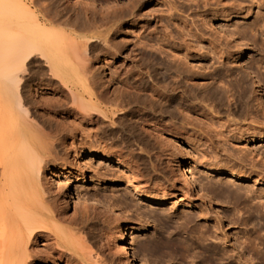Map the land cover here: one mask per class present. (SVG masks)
Returning <instances> with one entry per match:
<instances>
[{
	"label": "bare ground",
	"instance_id": "1",
	"mask_svg": "<svg viewBox=\"0 0 264 264\" xmlns=\"http://www.w3.org/2000/svg\"><path fill=\"white\" fill-rule=\"evenodd\" d=\"M48 1L49 3L47 0H0V264H72L73 260H76L78 264H86L90 259V254L87 252V240H85V238L89 239L90 235L85 234V237L82 233L85 232L84 224L88 222V219L76 223L78 221H75L74 216L66 215L68 197L73 204L77 199L80 203L77 204L81 205L83 210L92 211L94 215H102L108 219L113 213L117 215L119 210L115 209V204H107L104 202L105 200L88 198L84 194L77 193L78 191L72 193L69 182L55 180L54 177L63 174L65 170L54 168L56 162L68 163L66 160L68 158L65 156L73 149H75V155L90 149L93 153L90 154L100 159L116 162L123 167L128 165L130 171H135L140 176L135 178L133 175L135 173L126 175L130 177L131 181L136 182L134 190L139 198L154 207L168 206L172 199H177L180 202L178 205L191 207L194 204L190 202L191 196L198 193V182L194 177V163L182 149L179 154L184 156L185 166L183 170L180 169L168 149L171 151L175 149L173 140L184 142L191 136L189 133L195 125L193 115L198 111L197 108L207 107L208 113L213 117L218 116L223 110L222 113H225L227 117L235 119V122L227 120L228 124L232 121L236 127H239L238 132L234 131L238 134L234 133L232 136L235 140L264 139V123L257 122L259 119L249 118V111H252L255 116L260 113L263 115L264 107L259 99L255 100V105L250 104V97H248L240 76L227 75L225 68L220 66L207 75L206 79L210 81L208 86H199L197 84L199 76L191 70L194 69V66H188V56L180 55V53L165 47L159 46L156 51L164 59L172 58L176 65L175 69H164L165 71L162 72V69L149 65L147 66L148 70L136 72L131 78H127L121 83L122 89L112 98H105L103 92L99 90L94 73L90 70V59L81 56L75 48L78 42L82 45L80 43L82 40L87 43L84 39H100V36H95L96 33H99L94 30L93 25L91 27L95 34H88L90 31L86 27L87 24H83L84 27L81 25L90 23L92 16L94 18V12L91 11V17L88 15L94 3L92 2V6H89L87 3L84 4L86 1L83 0L81 6L78 5L81 8L83 6L82 10L85 12V16L81 17L79 13H76L81 8H76V11L75 7L77 6L70 7L79 3L78 0L70 5V0H65V6L58 0ZM89 2L91 3L90 0ZM138 5H141V0L132 3L130 8L133 10ZM115 7L118 6L115 5ZM118 14L122 18L125 16V13L119 12ZM120 16L116 19H119ZM71 23H81V27L78 25V28L82 33L79 34L73 30ZM76 26L74 24V29ZM253 30L259 31L257 24L250 28V31ZM239 36L241 37V33H238ZM94 40L92 41L94 42ZM74 42L77 43L74 45ZM227 44L230 45V42ZM252 44L256 45L257 41H253ZM260 47L263 50L264 40H261ZM79 51L81 52V50ZM238 53L243 55L244 50ZM167 60L169 61V59ZM143 63L141 61V65L144 66ZM259 63L264 68V57L259 60ZM171 70H174L172 74ZM218 81H221V87L216 85ZM204 89L206 91L202 96L196 94L197 90L201 92ZM70 117H78L80 121H85L89 128V131H86V139L89 140V143L84 150L76 148V145H72L74 143L68 144L66 141L69 138L73 142L76 138L75 132L82 133V131L80 132L81 127L80 130L79 127L77 130L76 126L73 128L76 125L73 124L74 122H71L73 124L71 127L70 124L67 126L66 123ZM254 118L256 119V117ZM218 125L220 127L213 128L208 138L213 144L217 141L219 148H222L223 143L225 146L230 138L228 137L229 133H225L228 128H222L223 124ZM259 126L261 127L259 128ZM132 127L137 129L138 133L135 134L131 129L134 135L130 133L133 136L126 137L125 129ZM131 144L136 146V154H132L133 151H129V154L128 149H132ZM151 144L160 146L162 149L166 148L165 150L168 152L165 154L166 168L164 167L171 176L168 182L154 181L152 175L148 179H144L149 174L147 173L145 176L137 165L138 161L141 164L144 159L149 160L152 163L153 172L151 171V173H154L155 176V172H158L160 166L156 164L158 162L156 160L160 154L155 152L152 155L153 151L149 150ZM61 152L65 154V158L62 157ZM238 159L240 168H230L215 157L213 164L203 166L202 169L209 175L224 174L238 181L248 180L250 177L260 181L264 180L262 170L259 172L251 170L256 166L251 165L249 173L246 174L245 163L247 161H243L242 157ZM65 164L63 165L65 166ZM68 173L70 172L68 171ZM157 174L156 176H158ZM48 185L53 187L52 192L47 187ZM259 202L263 208L264 201L261 197H259ZM242 203L245 202L242 201ZM242 207L244 215L239 222H242V226L247 229L253 206L244 204ZM203 211L197 213L196 217L184 216L185 218L181 219H184L186 226L193 224L191 233L197 236L193 237L197 240L196 242L205 243L208 240L213 242L212 239L218 243L222 242L225 247L220 255L221 260L228 263L232 260L235 261V245L228 246L226 244L227 237L224 238L225 234L221 230L222 222L220 220L213 222L209 230V227L207 228L210 225L208 209L206 212ZM235 215L237 214L233 213L231 216L234 217L230 216L231 219L228 218L229 216L227 217L229 223L227 225L238 224ZM90 220L89 222H93ZM201 220H204L205 223L199 224ZM114 224H110V226ZM128 231L129 229L124 228L122 224H117L108 227L104 233L106 246L111 244L109 240L111 233L115 235L116 241L120 244L122 258L126 263L134 259L128 245ZM79 232L83 234L82 238L77 236ZM246 236L247 234H244L243 241H240L241 251L238 261L242 260L248 263L251 259L247 256L251 255L255 257L258 264H264V252L261 253L262 251H259L257 247H253L254 243L250 245L253 240ZM168 244L169 246L163 249H170V252L176 254L180 253L183 258L190 255L184 247L173 243ZM191 246L193 247V245ZM206 247H204L205 250H198L197 257H201L204 264H213L218 259L219 252H215V246L207 249ZM238 247L237 251H239ZM159 248L162 251V246H158V248L152 246L151 251L158 252Z\"/></svg>",
	"mask_w": 264,
	"mask_h": 264
},
{
	"label": "rangeland",
	"instance_id": "2",
	"mask_svg": "<svg viewBox=\"0 0 264 264\" xmlns=\"http://www.w3.org/2000/svg\"><path fill=\"white\" fill-rule=\"evenodd\" d=\"M58 1L60 3L63 2V6H65V0ZM78 1L79 3H75V0H70L69 5L75 3V5H71L70 7L77 6L75 9H80V4H82L83 0ZM85 1L84 4L87 3L89 6H92L94 3L95 8L93 6L92 8L94 9L92 10L91 8L88 15L91 17L92 11L94 12V18H97L93 20L94 18L92 16V21L90 19V23L80 24H87L86 27L89 28L90 31H88V34H95L94 30H97L100 35L96 33L95 36H100V39L91 38V40H89L90 38H88L84 39L87 43L82 40L80 42L82 45L79 44V42L78 44H76L77 42H74V45L76 44L75 48L81 56L90 59V70L94 73L99 90L103 92L105 98H112L122 89L121 83L127 78H131L136 72H144L145 70H148L147 66L149 65L162 69V72L165 71L164 69H173L176 65L172 58L169 57L164 59L162 55L160 56L157 53L158 51H156V48L158 49L160 46L161 48L165 47L166 49H171L174 52L180 53V55L188 56V66H194V69L191 70L199 76L197 81L199 86H208L210 81L206 79L207 75L209 72L214 71L221 66L225 68L227 75H236L243 79L245 85L244 88L248 93V97H250L249 101H251V105H255V100L259 99L264 107V68L259 63V60L264 57V47L263 50L260 47L261 40H264V0H141V5H138V7L133 10L130 8V5L135 3V1L137 2V0H90L91 3L89 0ZM43 3L45 4L46 2ZM47 3H49L48 0ZM78 5L80 6L78 7ZM115 5L118 7H115ZM82 8L79 11L76 9V13H79L81 17L85 16V12ZM117 11L125 13L126 17L124 16L123 19ZM100 12H102L101 15H99ZM118 16H120L119 19L122 18L123 20L116 19ZM98 17L104 18L105 20L101 18L98 19ZM203 18L204 21H202ZM95 21L96 23L98 22V26ZM203 22L205 24H201ZM74 24L77 25L75 29ZM80 24L71 23V28L79 34L82 33L78 28V25ZM256 24L259 27V31H250V28ZM84 25L82 27H84ZM91 26L94 27V30H92L93 28ZM98 27L99 29H97ZM238 33H241V37L243 36V38L240 36L238 37ZM104 36L106 37L104 38ZM92 40H94V42ZM253 41H257V44H252ZM229 42L230 45L227 44ZM77 45L78 48L80 47L79 49L77 48ZM79 50H81L82 54ZM241 50H244L243 55L238 53ZM167 59H169L170 62ZM140 60L142 63L144 62V66L141 65ZM172 71L174 72V70H171V74L173 73ZM216 85L221 87V81H218ZM199 86L198 88H200ZM197 91L198 93L196 92V94L202 96L206 90L204 89L201 92L200 90ZM202 108L203 109L200 107L197 108L198 111L193 115L195 117V125L189 133L191 136L184 142L173 140L172 143L175 146V149L172 151L168 149V152H170V154L176 159L180 169L183 170L185 166L184 156L179 154L182 149L188 155L190 161L194 163V177L197 179L196 182H198V193L192 194L190 202L194 204L191 207H187L188 205H178L180 202H178L177 199H172V202H170L171 204L168 206L154 207L150 203H146V201L139 198L134 190L136 182L131 181L130 177H127L126 175L129 176V174L135 173L133 174L135 175V178L136 176H140L139 173L137 174L135 171H130L128 165L127 167H123L116 162H109L105 159H100L99 157L91 155L93 153L90 149L80 152V154L76 153L78 155H75V149H70L72 152L70 151L68 153V155L70 154L69 156H65V154L61 152L62 157L65 156L68 158L66 159L68 163L65 162V164L62 161H60L61 163L59 161L58 163L56 162L54 168H63L65 170L63 174L61 173L55 176V180L58 182H69L72 188V193L78 191L77 193L84 194L88 198L93 197L105 200L104 202L107 204H115V209L119 210L117 215L113 213L114 215L111 214V217L108 219L102 215H94L92 211L83 210L81 205H78L80 203L77 199L76 203L73 204L68 197L67 200L69 203L66 215L70 217L74 216L73 218L75 221H78L76 223L81 222L83 219H88V222L84 224L85 232H82L85 237V234H88L91 237H89V239L85 238L88 246L87 252L90 254V259L86 264H196V262L197 264H204V260H202L201 257H197V253L203 249L205 250L204 247L208 245L209 246L206 247V249L215 246V252H219V255L217 256L218 259L213 264H237V262L238 264H258L255 257L251 255L250 257L249 255L247 256L251 259L248 263H245L242 260L238 261V256L241 251L240 241H243L244 234H247L246 237H249L250 239L252 238L253 242L252 244L250 243V245H253L254 243L253 247H257L259 251H262L261 253L264 252V207L262 208V204L259 202V197L264 201V180L260 181L259 179L250 177L248 180L238 181L224 174L209 175L205 173L202 167L213 164L216 157L217 160L226 163L228 167L236 169L240 168V161L238 158L242 157V159H244L243 161H247L245 163V170H247L246 174L249 173L248 171L251 169V165L254 167L256 166L255 169L251 170H256V172L262 170L264 174V139L252 138L247 141L235 140L232 136L234 133L238 134L237 129L239 130V127L237 126V128L233 123L236 121L235 119L227 117L225 113H222L223 110H221L218 116L213 117L208 113L209 109L207 107ZM249 114V118L251 117L254 120L259 119L257 122L261 124L264 123V114L262 115L260 113L255 116L252 111H249ZM254 117H256V119ZM75 118L70 117L66 124L67 126L70 124V127L73 124H76L73 128L76 126L75 128L79 127L80 130L81 127L80 132L82 131V133H78L79 131L75 132L76 138L73 142H71L72 140L69 138H67L66 141L68 144L74 143L72 144L73 146L76 145V148L84 150L88 147L89 143V140L86 139V131H89V128L85 121H80L78 117ZM227 120H232L233 122L231 121L228 124ZM71 122L74 123L71 124ZM237 122H239L238 119ZM247 123H245V125H247ZM218 124H223L222 128H228L231 131L230 133L228 129L226 130L225 133L230 134V136L228 134L230 140L228 143H225V146L223 143L222 148H219L216 140L213 144V142L209 140L210 138H208L210 136L209 133L213 128L220 127ZM133 125H135L134 122ZM261 126H259V128ZM131 129H133V127L125 129L124 135L126 137L133 136L134 134L132 131H134L135 134L138 133L137 129H133L132 131ZM152 145L153 144L150 145L151 149H149L153 151L152 155L155 152L158 155L160 154V157H158V159L156 158V161L158 162L154 160V164L156 162V164H159L160 166L157 172L158 174L155 172L154 176V173H151L152 163H150L149 160L144 159V161H141V164L140 161H138L139 164L137 165L139 166V169L143 171L145 176L147 173L149 174V176L147 175L148 177L146 176L144 179H148L150 175H152L151 177H153L154 181L157 180L160 183H163L164 181L168 182L171 178L169 171L165 169V154L168 152L165 150L166 148L162 149L160 146ZM130 147L132 149H128V152L133 151L132 154H136V146L131 144ZM160 152H163V154ZM226 160L229 162H226ZM63 164H65V166ZM68 171L70 173H68ZM156 174L158 176H156ZM210 184L211 187H209ZM47 187L50 189V192H52L51 189H53V187H49V185ZM224 194L225 196L227 194V196L225 197ZM242 201L245 203H242ZM250 201L252 202L251 204ZM244 204L253 206L250 211L251 219L248 217L249 222L247 229L242 226V222H239L244 215L242 210ZM202 210H204L203 212L207 211L209 214L208 216L211 222H209L210 225L207 226V228L209 227V230L211 229L210 226L213 222L215 223V221L219 220L222 222L221 230L222 233L225 234L224 238L227 237L226 244L228 246L235 245V261L232 260L228 263L221 260L220 255L225 247V245H222V242L218 243L214 239H212L213 242L208 240L207 242L205 241V243L202 242L203 244L201 241L196 242L197 240H195V238L197 236L191 233L193 228L191 226L193 224L186 226L184 219H181L186 216L196 217L198 215L197 213ZM233 213L237 214L235 215V218L238 220V224L233 226L227 225L229 224L227 221L228 218L231 219V217H234L231 216ZM114 219V222L117 221V224H122L124 228L129 229L127 240L129 243L128 245L130 246L129 248H131L132 251L131 253H133L134 256V259L130 262L126 263L122 258L119 249L120 244L115 239V231H113L114 234L111 233V238L109 239L111 244L108 246L105 245L106 238L104 233L108 230V227L117 225L116 223L114 224ZM89 220L93 222H89ZM104 221L106 223H103ZM204 223V220L199 221V224ZM110 224L114 225L110 226ZM82 233L79 232V235L77 236L82 238ZM238 242L239 244H236ZM168 243L184 247L187 250V253L191 256L186 255L187 258H183L180 256V253L176 254L172 251L170 252V249H163L164 247L169 246ZM210 244L214 246L212 247ZM191 245H193V247ZM152 246H155L156 248L162 246V251L160 248L158 250L160 253L153 250L151 251ZM237 247L239 248V251H237ZM72 264H78V262L73 260Z\"/></svg>",
	"mask_w": 264,
	"mask_h": 264
}]
</instances>
